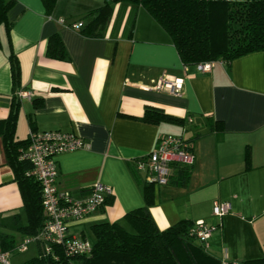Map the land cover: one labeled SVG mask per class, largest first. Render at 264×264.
I'll use <instances>...</instances> for the list:
<instances>
[{
	"label": "crops",
	"instance_id": "1",
	"mask_svg": "<svg viewBox=\"0 0 264 264\" xmlns=\"http://www.w3.org/2000/svg\"><path fill=\"white\" fill-rule=\"evenodd\" d=\"M104 1L56 0L48 14L42 0H15L9 37L0 25V118L19 102L17 138L27 139L32 118L34 129L71 131L85 139L86 148L56 157L59 188L74 198L96 182L112 188L111 202L70 222L68 233L86 237L91 224L123 221L126 212L143 206L147 174L137 161L161 136L181 135L191 139L194 161L185 186L171 182L177 168L167 184H156L150 212L157 226L203 219L212 228L208 250L221 261L264 257V51L203 73L181 61L170 35L143 7L116 4L102 37L87 36L84 24L69 26L86 23ZM53 33L67 59L45 54ZM10 51L19 61L18 90L12 88ZM163 76L181 77L182 94L160 89ZM22 89L31 96L18 97ZM147 105L191 123L183 128L143 121ZM212 120L221 127L211 129ZM221 201H229L231 211L218 218L212 207ZM15 213L25 221L19 186L0 144V219ZM26 236L16 234L17 244Z\"/></svg>",
	"mask_w": 264,
	"mask_h": 264
},
{
	"label": "trees",
	"instance_id": "2",
	"mask_svg": "<svg viewBox=\"0 0 264 264\" xmlns=\"http://www.w3.org/2000/svg\"><path fill=\"white\" fill-rule=\"evenodd\" d=\"M42 1L50 14L56 0ZM14 3L15 0H0V25L4 26L7 37L12 28L8 12ZM116 4L143 7L170 35L185 65L208 61H215V65H229L241 55L264 51V0H105L87 15L86 23L82 22V31L90 37L104 36ZM134 19L135 12L130 18V36ZM45 54L51 58L67 59L58 34L49 36ZM8 62L12 88L18 90L20 66L12 51ZM18 110L19 102L13 101L8 115L0 118V144L4 160L19 186L25 221L17 213L0 219V227L7 230L0 231V248L3 250L15 247L16 234L25 236L37 233L46 219L41 187L27 173L29 163L19 160V153L27 139H19L16 135ZM31 119L30 128L34 129ZM141 120L178 124L183 128L187 122L191 123L189 117H178L153 105L145 107ZM212 121L211 129L221 127L222 123ZM183 139L192 149L191 139ZM191 166L177 167V177L171 182L185 186ZM155 186L147 182L143 190L145 204L126 212L123 221H102L90 225L93 241H90L92 249L89 254L66 255L63 248L55 244L46 254L42 244L38 243L35 256L11 264H221V260L208 250L205 241L190 235L196 221L181 219L164 229L157 226L150 212ZM111 198V195L108 196L105 203H110ZM83 237L86 238L85 235ZM241 264H264V257L246 259Z\"/></svg>",
	"mask_w": 264,
	"mask_h": 264
},
{
	"label": "built area",
	"instance_id": "3",
	"mask_svg": "<svg viewBox=\"0 0 264 264\" xmlns=\"http://www.w3.org/2000/svg\"><path fill=\"white\" fill-rule=\"evenodd\" d=\"M82 22L70 23L69 26L78 29ZM223 63V61H219ZM215 65V61L201 62L195 66L199 72H209ZM158 87L173 95H181L183 92V79L181 77H161ZM18 97L31 96L27 90H19ZM87 147L85 139L75 132L59 129L38 130L30 128L27 143L19 153V160L26 161L30 167L27 171L40 185L42 207L46 216L44 224L33 235L24 237L11 250L0 248V264H11V254L15 251H23L30 242L42 244L44 253L52 250V245H60L66 255L89 254L92 243L83 236L70 235L68 225L77 222L96 212L104 205L108 196L112 195L110 185L96 182L81 198H74L67 189L59 188L57 182V161L59 154L72 152ZM194 154L180 135L166 134L161 136L155 147L136 164L137 169L146 172V181L157 185L167 184L177 167L191 166ZM231 211L229 201L214 203L212 213L222 217ZM211 226L203 219L195 222L190 229V235L196 239L208 241L211 236ZM221 264H241L221 261Z\"/></svg>",
	"mask_w": 264,
	"mask_h": 264
},
{
	"label": "rangeland",
	"instance_id": "4",
	"mask_svg": "<svg viewBox=\"0 0 264 264\" xmlns=\"http://www.w3.org/2000/svg\"><path fill=\"white\" fill-rule=\"evenodd\" d=\"M218 218H220L219 216H216ZM220 222V221H219ZM217 227H219V225H217ZM86 239H88L89 241H93V235L91 234L90 230H86ZM36 242H30L26 249L23 251H15L11 254V262H22L28 258H30L32 255L34 256L36 254L37 248H36ZM22 260V261H20Z\"/></svg>",
	"mask_w": 264,
	"mask_h": 264
}]
</instances>
